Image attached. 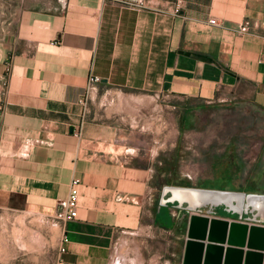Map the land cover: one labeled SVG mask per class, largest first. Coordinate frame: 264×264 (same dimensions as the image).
<instances>
[{
    "label": "crops",
    "instance_id": "crops-1",
    "mask_svg": "<svg viewBox=\"0 0 264 264\" xmlns=\"http://www.w3.org/2000/svg\"><path fill=\"white\" fill-rule=\"evenodd\" d=\"M148 4L66 0L28 14L0 50V207L54 217L81 179L58 264H112L125 238L165 235L149 218L166 106L264 111V0ZM90 76L101 81L87 93Z\"/></svg>",
    "mask_w": 264,
    "mask_h": 264
},
{
    "label": "rangeland",
    "instance_id": "rangeland-1",
    "mask_svg": "<svg viewBox=\"0 0 264 264\" xmlns=\"http://www.w3.org/2000/svg\"><path fill=\"white\" fill-rule=\"evenodd\" d=\"M65 1L0 0V50L12 42L28 14L61 12ZM197 109L189 113L184 107L172 111L166 106L164 111L165 139L151 180L156 186L149 222L167 232L158 239L136 238L143 241L142 249L125 238L112 264H182L188 229L182 222L190 213L173 204L161 205L165 185L264 193V111L241 102ZM148 138L152 145L151 132ZM151 145L141 152L142 166L151 165L156 153ZM200 213L209 214L208 208ZM212 215L239 219L225 209H215ZM61 237L62 222L55 216L0 207V264H58Z\"/></svg>",
    "mask_w": 264,
    "mask_h": 264
},
{
    "label": "water",
    "instance_id": "water-1",
    "mask_svg": "<svg viewBox=\"0 0 264 264\" xmlns=\"http://www.w3.org/2000/svg\"><path fill=\"white\" fill-rule=\"evenodd\" d=\"M160 203L190 213L182 264H264V193L165 186ZM219 207L239 219L213 216Z\"/></svg>",
    "mask_w": 264,
    "mask_h": 264
},
{
    "label": "built area",
    "instance_id": "built-area-1",
    "mask_svg": "<svg viewBox=\"0 0 264 264\" xmlns=\"http://www.w3.org/2000/svg\"><path fill=\"white\" fill-rule=\"evenodd\" d=\"M66 2V1H65ZM118 3L125 7L146 10L150 9L148 4V0H118ZM65 6V3L63 7ZM210 23L213 25H218L219 22L216 19L210 20ZM241 33H246L249 31V23L245 22L239 28ZM101 81V78L98 76H90L87 85V93L91 92L96 84ZM80 103L87 108L88 100L87 98H83ZM81 184L80 178H74L71 183V190L69 195L60 202V208L55 218H57L62 223H67L70 220L76 219L79 215V186ZM66 251L64 247L61 248V254Z\"/></svg>",
    "mask_w": 264,
    "mask_h": 264
},
{
    "label": "flooded vegetation",
    "instance_id": "flooded-vegetation-1",
    "mask_svg": "<svg viewBox=\"0 0 264 264\" xmlns=\"http://www.w3.org/2000/svg\"><path fill=\"white\" fill-rule=\"evenodd\" d=\"M165 186H178V185H173V184H172V185H165ZM165 186H163V188H164ZM179 186H182V187H198V188H203V187L195 186V185H187V186L179 185ZM163 188H162V190H163ZM236 191L246 192V189L236 190ZM246 193H249V192H246ZM258 193H259V192H258ZM161 195H162V193H161ZM169 196H170V195L168 194V195L165 196V198H168ZM160 199H161V197H160ZM168 204H173L174 206L178 207V203H167L166 205H168ZM179 209H181V211H185L184 208H179ZM217 209H225V207H219V208H217ZM250 216H252L251 213H249V214H244L242 220H245V219H247V218L250 217ZM238 217H239V216H238Z\"/></svg>",
    "mask_w": 264,
    "mask_h": 264
}]
</instances>
